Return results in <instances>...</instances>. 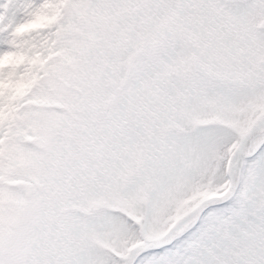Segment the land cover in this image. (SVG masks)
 Segmentation results:
<instances>
[{"label":"snow or ice","instance_id":"obj_1","mask_svg":"<svg viewBox=\"0 0 264 264\" xmlns=\"http://www.w3.org/2000/svg\"><path fill=\"white\" fill-rule=\"evenodd\" d=\"M0 264H264V0H0Z\"/></svg>","mask_w":264,"mask_h":264}]
</instances>
